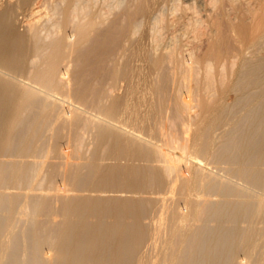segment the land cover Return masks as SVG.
<instances>
[{"label":"bare ground","instance_id":"bare-ground-1","mask_svg":"<svg viewBox=\"0 0 264 264\" xmlns=\"http://www.w3.org/2000/svg\"><path fill=\"white\" fill-rule=\"evenodd\" d=\"M0 264H264V0H0Z\"/></svg>","mask_w":264,"mask_h":264},{"label":"rangeland","instance_id":"rangeland-1","mask_svg":"<svg viewBox=\"0 0 264 264\" xmlns=\"http://www.w3.org/2000/svg\"><path fill=\"white\" fill-rule=\"evenodd\" d=\"M145 26L144 27H141L138 31H136V33H135V37H137V36H139L140 34H142V33H145V35H146V37H147V35H148V27L146 26L147 24H144ZM171 32H169L168 34H170ZM168 34H166L165 35V37H164V39L165 40H168ZM146 39V38H145ZM139 41H141L140 39H139ZM142 42H144V41H142ZM141 43V42H140ZM142 48V47H141ZM144 61H139V63L140 64H142ZM181 89H182V87H181Z\"/></svg>","mask_w":264,"mask_h":264}]
</instances>
